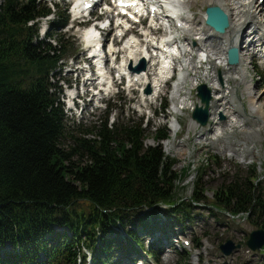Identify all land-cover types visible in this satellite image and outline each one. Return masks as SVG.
<instances>
[{
	"label": "trees",
	"instance_id": "16d2710c",
	"mask_svg": "<svg viewBox=\"0 0 264 264\" xmlns=\"http://www.w3.org/2000/svg\"><path fill=\"white\" fill-rule=\"evenodd\" d=\"M58 8L41 0H0V264H80L84 250L91 264H126L144 253L159 262L163 243L182 225L179 215L206 199L178 203L176 183L187 170L176 172L177 160L164 151L167 126L148 146L145 120L127 116L109 125L114 107L108 102L99 129H80L85 137L70 132L54 74L75 43L63 34L70 15L59 16ZM53 15L52 30L41 38L40 22ZM70 137L74 146L67 148ZM202 177L193 186L206 193ZM259 178L220 187L212 209L235 218L264 216ZM129 237L135 246L123 243ZM152 237L146 248L144 240ZM5 245L12 247L9 255L2 254Z\"/></svg>",
	"mask_w": 264,
	"mask_h": 264
},
{
	"label": "rangeland",
	"instance_id": "374dc122",
	"mask_svg": "<svg viewBox=\"0 0 264 264\" xmlns=\"http://www.w3.org/2000/svg\"><path fill=\"white\" fill-rule=\"evenodd\" d=\"M41 1L46 4L54 3L57 5L59 8L56 13L59 16H62L65 11H68L67 13L70 15L69 25L63 30V34L66 35V40L75 44L70 49L69 55L62 61L61 69H58L54 74L55 83L59 81L58 87L65 90L66 84L64 80L66 79L72 78L74 82L76 75H70V68H68L73 62L79 61L80 64L86 62L82 68H85V74L81 71V68L74 72L84 78L82 90L86 99L81 102V107H79L76 115L68 110L65 105L68 100L66 98L62 99L70 132L75 136L85 137V133L80 131V129H94V127L99 129L107 116L108 105L105 102H110L114 107L109 116V125L114 126L115 123L121 122L127 116H131L135 121L141 118L145 120L144 127H151L150 131L148 130L150 133L149 137L145 141L148 146L155 145L153 133L157 129L160 130L167 126L171 138L162 142L164 151L169 157L177 160L174 167L176 172L181 173L184 169L187 170V174L176 183L177 187H179L178 203L183 201L189 203L192 197L195 196H204L206 199L201 205H193L191 212L186 217H183V214L179 215L182 225L174 229L176 236L174 239L177 240L164 247L160 261L157 263L154 259L146 257L142 260L144 264H264L263 249L260 252H254L245 245L250 233L258 230L264 224V216L259 218L258 215H248L235 218L221 207L216 206L217 209H212V203L215 202L214 191H217L222 186H228L233 180H244L254 176V174L260 177L259 188L262 191L261 195L264 196V128L259 125V116H255L252 109L249 108V98L245 92V85L243 82L236 80L239 76L237 74L234 76L233 73L231 76V73L227 72L222 74L217 67L221 63L216 61L215 57H213L211 63L207 61L206 64L202 65L197 52L194 53L192 58L193 66L196 69H190L187 80L179 86L181 96H177V98L174 97V88L178 81V74H175L172 81L163 85L161 99L156 102H145V99H142V92L133 91V89H130L127 94L125 93V97L122 98L116 99V91H114L113 96H110V94L107 98L103 96L102 99H98L104 94L107 84L106 82L103 83V80L97 81L100 85L93 83L97 79L98 67L96 66L95 68L92 65V61L96 64V60H87L90 56L88 52L83 50L81 45L82 39H80V36L82 29H72L74 25L72 12L74 7L78 5L74 4L75 0ZM207 7L208 5H203L202 1H199L192 8L196 16L199 17L198 15L205 13ZM99 13L100 10L96 12V15L99 16ZM56 19L57 16L53 15L40 22L41 38L45 36L43 35L44 28L46 27L48 31H51L50 23ZM156 35L162 37L165 32L157 31ZM194 37L196 39L199 38V36ZM200 43L197 40V45L194 48L196 47L197 49ZM55 44L53 41V45ZM124 44L125 42L118 43L117 46L123 49ZM217 44H219L218 41ZM122 56L123 53L121 52L118 57V64L122 61ZM248 63L245 81L253 88L251 92H253L256 99L255 106H260L262 113H264V64L259 58L255 59L254 64L250 63V59ZM108 65L109 63L107 67ZM86 70H90L91 73ZM108 71L107 78H109V75L113 76L116 74L113 70L110 72L108 69ZM233 72L236 73L237 71L233 70ZM56 75L57 77L55 78ZM88 77L93 81L86 80ZM210 77H214L219 83L222 80H226L225 86L227 90L225 96L227 100L214 101V106L212 107L213 117L211 116L212 119L210 118L209 125L202 127L192 119V114L197 105L200 104L196 94L197 88L202 84H210ZM119 90L122 89L119 88ZM144 90L146 91L147 87ZM222 90L225 89L222 88ZM164 103L167 104V108L160 112L159 107ZM225 104L226 106L223 107ZM174 105L180 109V112L176 113L174 111ZM230 106L235 108L236 116L240 122H235V125L232 126L227 124L233 117L223 110L224 108H229L227 112L230 111L232 113ZM154 112H157L155 116L153 115ZM221 115L224 117L223 119ZM147 121L148 123H146ZM176 121L177 124L175 125L174 122L176 123ZM174 125L178 132H173ZM64 145L67 148L74 146L73 139L71 137L68 138ZM253 166H257L256 173H253L255 171ZM201 172H203L202 182L205 184L206 193H203L201 188L194 190L193 186ZM196 192L197 194L195 195ZM122 240L125 245H128L125 241H129L135 246L132 237L122 238ZM144 241V245L148 248L147 245L150 244V238ZM228 241L240 244L241 248L234 251L232 255L225 256L221 252L220 246ZM4 247L2 254L9 255L12 247L10 245H5ZM137 248L141 249V247ZM83 252L86 257L80 261V264H91V252L87 250ZM38 261L40 263L44 262L45 257L42 255Z\"/></svg>",
	"mask_w": 264,
	"mask_h": 264
},
{
	"label": "bare ground",
	"instance_id": "6f19581e",
	"mask_svg": "<svg viewBox=\"0 0 264 264\" xmlns=\"http://www.w3.org/2000/svg\"><path fill=\"white\" fill-rule=\"evenodd\" d=\"M199 1H202L203 5L219 6L229 15L230 28L224 35H218L206 26L205 13L198 15L199 17L196 16L192 7L196 6ZM126 2L130 3V7H125L124 9L113 7L112 12H110L111 16L117 18L119 33L123 32V27L126 26L127 23L120 18L119 15L114 14L123 11L136 14L138 17L144 12L145 8L144 4L133 7L138 0H126ZM80 11L81 9L79 6L74 8V13L76 15L79 14ZM147 13H150L152 16L151 26L156 24L165 26V35L156 39L154 36L155 31L153 30L155 28H151V26L145 28L139 36L132 35L127 39L122 51L115 46L112 47L109 52L111 57L108 59L100 49L101 44L98 33L93 30L86 33L84 42L91 47V49H94L92 55L94 56L93 59H96L98 66V73L96 74L97 79L93 83L100 85V83L97 82L98 80L108 82L109 79L106 77L109 74L108 69H113L118 77L127 76L131 82L133 91H141L142 99L150 103L155 97L156 90L159 89V91L162 92L164 78L167 77L169 73V66L171 63L175 64L174 57L172 56L175 52L179 51L182 58L180 66L183 68L184 72L175 84L174 97L177 98L180 92L179 86L183 81L185 82L187 80L190 69H196V67L193 66L192 58L194 57V53L198 52V57L201 59V62H203L204 59H208L211 63L213 57H215V60L221 63V65L217 67L222 74L227 72L231 73V76L232 73L234 76L236 74L239 76L236 80L243 82L245 85V92L249 98V108L252 109L255 116H259V125L264 128V113H262L260 106H255L256 99L253 92H251L253 88L245 81L249 59L250 63L254 64L255 59L260 56L264 49V0H156V4L144 14ZM175 24L178 25V27H175ZM247 29H253L258 35L261 34L263 38L261 40H255V37L252 38V34H247ZM194 36H199V38L196 39ZM194 40H196V42H194ZM197 40L201 43L197 48L198 50H195L196 47L194 48V46L197 45ZM217 41L219 44H217ZM248 41H250V44H248ZM237 46L241 49L240 63L237 66H230L227 62V50L230 47ZM120 51L123 53V56L122 61L118 64L115 57ZM141 59L145 61L146 68L138 71V67L142 64L141 62L140 65H138ZM108 62H111L113 67L110 65L107 67ZM233 70L237 72L234 73ZM148 76L154 78V84L147 87V90L148 88L151 89L150 94H147V90H144L146 88L145 82L149 80ZM210 78L211 82L207 80L210 84L207 83L206 85L209 86L214 95V100L210 105V114L213 117L212 107L214 106V101H226L225 94L227 89L225 86L226 80L223 81L221 79L222 82L219 83L214 77ZM222 88L225 90H222ZM225 106L226 104L223 105V107ZM173 107L176 113L180 112V109H178L176 105ZM228 109L229 108H224L223 110L233 118L229 124H226L232 126L235 125V122L240 123L238 120L239 118L236 116L237 112L235 108L230 106L232 113H230V111L227 112ZM194 123L196 124V122ZM174 124L176 125L177 122H174Z\"/></svg>",
	"mask_w": 264,
	"mask_h": 264
},
{
	"label": "water",
	"instance_id": "95a60500",
	"mask_svg": "<svg viewBox=\"0 0 264 264\" xmlns=\"http://www.w3.org/2000/svg\"><path fill=\"white\" fill-rule=\"evenodd\" d=\"M205 24L218 35H224L230 28L229 15L219 6H208L205 11ZM227 62L230 66H237L240 63L239 51L237 47H230L227 50ZM145 62L142 61L140 70L145 69ZM147 94L151 93L148 88ZM197 97L200 104L195 108L192 119L195 120L200 126L205 127L210 118V104L213 98L212 90L206 84H202L197 88ZM221 118L224 117L221 115ZM245 245L254 252H260L264 248V229L250 233ZM241 248L240 244H234L228 241L226 244L220 246L221 252L225 256H230Z\"/></svg>",
	"mask_w": 264,
	"mask_h": 264
}]
</instances>
